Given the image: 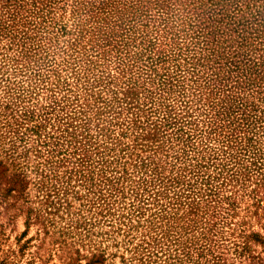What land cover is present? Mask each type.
<instances>
[{
	"label": "rangeland",
	"instance_id": "obj_1",
	"mask_svg": "<svg viewBox=\"0 0 264 264\" xmlns=\"http://www.w3.org/2000/svg\"><path fill=\"white\" fill-rule=\"evenodd\" d=\"M64 5L55 4L31 33L24 50H32L24 57L0 43V264H264V178L246 168L253 147L264 150V134H250L255 145L235 159L240 163L224 165L227 146L203 130V101L188 86L190 76L178 87L175 79L165 84L166 63L138 62L139 69L132 65L118 74L114 61L90 62L84 47L98 40V25L86 31L76 9ZM119 5L123 15L133 13ZM151 28L140 27L136 34L146 36L128 45V54L156 57ZM77 58L82 66L89 61L88 76L95 78L87 89L90 110L72 115L80 127L70 124V142L44 146L26 130V111L72 95ZM147 74L154 79L149 90ZM183 89L189 95L182 97ZM151 100L161 112L168 104L176 111L190 104L183 138L190 136L195 147L186 164L202 155L216 193L171 182L178 140L171 127L142 128L155 118L147 108ZM81 155L86 162L76 167ZM155 162L161 179L148 175ZM231 166L240 172L224 183Z\"/></svg>",
	"mask_w": 264,
	"mask_h": 264
},
{
	"label": "trees",
	"instance_id": "obj_2",
	"mask_svg": "<svg viewBox=\"0 0 264 264\" xmlns=\"http://www.w3.org/2000/svg\"><path fill=\"white\" fill-rule=\"evenodd\" d=\"M61 1L65 2V8L71 4L76 9L81 24H88V28H84L86 31H93V24L98 25V40H90L84 47L93 57L90 62L100 57L105 58L107 63L114 61L118 74L132 65H137L139 69L138 62L151 61L150 66L154 60L160 63L159 66L166 63L168 67L163 73L165 84L173 83L175 79L178 87L187 85L186 80L190 76L188 86L194 89L196 98L203 101L200 107L206 117V129L203 130L210 138L221 140L227 149H235L233 152L222 147L224 165L231 161L236 164L238 161L235 159L243 151H249L248 146L255 145L250 134H264V108L258 109L259 102L264 99V0H99L97 3L96 0H73L70 3L68 0H0V43L6 41L9 47H15L19 56L27 55L32 50H24L32 38L31 33L38 30V24L45 21L46 14ZM119 4L123 12L130 8L133 13L123 15L122 11L115 9L120 7ZM141 26L152 27L155 38L152 44L157 43L154 59L153 55L144 59L141 55L128 54V45L146 36L144 33L136 34ZM132 57L134 61L130 62ZM8 58L11 59V56ZM76 63L72 69L75 79L72 81L75 88L70 91L72 95L65 98L54 96L44 108L35 106L26 111L29 123L26 130L35 133L44 146L58 145L63 139L70 142V124L74 130L80 127V121L73 124L72 115L79 112L85 115L90 110L87 89L95 78L88 76L90 67L87 64L82 66L80 58ZM81 68L86 71H81ZM153 71L158 72L156 65ZM145 80L149 84L145 88L149 90L154 79L147 74ZM169 89L171 86L165 90ZM180 95L185 97L189 93L183 89ZM149 103L148 111L155 118L152 122L147 119L142 128L150 127V123L157 131L171 127L172 135L178 140L175 145L179 149L172 155L174 161L169 162L171 182L184 184V189L189 192L196 191L198 186L207 191V195L215 192L211 188L210 177L204 175L206 165L201 162L202 155L197 154L190 166L186 164L191 157L187 153L195 147L188 136L189 131L188 137L183 138L186 131L183 123L190 122L185 118L190 104H185L180 111L168 104L165 112H161L155 108L154 100ZM132 118L126 113V119ZM149 132L156 135L154 130ZM254 147L248 153L250 157L246 168L256 170L264 178V150ZM75 149L71 148L70 154L75 153L72 151ZM195 151L198 152V149ZM82 159L81 155L73 164L77 167ZM228 171H231L230 174L223 175L224 183L227 178L230 180L239 174L240 169L231 166ZM148 175L161 179L156 162Z\"/></svg>",
	"mask_w": 264,
	"mask_h": 264
}]
</instances>
